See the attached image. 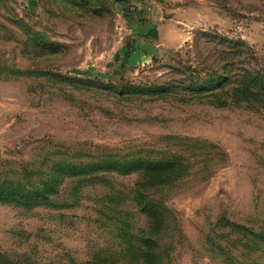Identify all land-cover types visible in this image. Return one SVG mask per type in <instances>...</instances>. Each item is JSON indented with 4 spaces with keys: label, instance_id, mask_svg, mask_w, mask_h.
<instances>
[{
    "label": "rangeland",
    "instance_id": "obj_1",
    "mask_svg": "<svg viewBox=\"0 0 264 264\" xmlns=\"http://www.w3.org/2000/svg\"><path fill=\"white\" fill-rule=\"evenodd\" d=\"M146 1L0 0V181L42 183L58 162L98 154H183L192 174L149 192L169 213L158 264H264V110L107 86L264 76V0L166 1L159 10L175 21L148 47L132 31ZM134 44L152 51L149 63L134 64ZM100 175L113 189L82 184L78 198L65 180L54 198L67 208L0 203V252L31 264H80L99 251L132 259L122 249L149 222L131 199L139 176Z\"/></svg>",
    "mask_w": 264,
    "mask_h": 264
},
{
    "label": "trees",
    "instance_id": "obj_2",
    "mask_svg": "<svg viewBox=\"0 0 264 264\" xmlns=\"http://www.w3.org/2000/svg\"><path fill=\"white\" fill-rule=\"evenodd\" d=\"M87 79L98 82L97 84L104 81L100 78ZM107 86L108 89L110 88L120 95H169L172 92L177 94L180 90L202 95L203 98L209 99V103L217 107L235 105L264 110V76L261 73L252 76L245 72L242 76H231L225 72L222 76L213 75L209 78L201 76H197V78L191 77L188 84H184V86L178 83L152 86H141L131 83L115 85L109 83ZM252 95H255V97ZM224 97L226 99L222 100ZM152 154L155 153L149 150H141L136 156H131L132 158L118 157L113 154H98L92 156L91 159L94 160L90 161L58 162L55 168L42 173L45 178L42 183L38 184H36L37 182L27 183L23 179H20L21 181L2 180L0 181V203L21 205L26 209L41 206L53 209L67 208L72 204H61L54 198V196L60 195L59 186L65 180L73 179L74 185L71 193L75 198H78L77 193L85 184L90 186L105 185L113 189L111 183L103 175H100L102 173L138 174V182L131 199L149 222L147 229L142 230L144 233L140 234V236L139 234L137 235L134 243L129 242L126 247H123V253L127 254L129 252L132 254V259H130L131 257L126 259L125 264H158L157 241H159V234L162 235V228H165L167 224L169 225V213L162 196L157 194L158 191L153 195L149 194L150 189L159 186L178 185L192 174L193 163L186 159L183 154H165L166 156L159 158H153ZM107 199L110 204H115L119 200L116 195L108 196ZM237 227L243 228L240 224ZM261 236H264V231ZM0 261L2 264H31L26 261L13 259L2 252H0ZM118 263L120 264L122 261L116 259L115 256L107 258L99 251L89 260L80 264Z\"/></svg>",
    "mask_w": 264,
    "mask_h": 264
},
{
    "label": "crops",
    "instance_id": "obj_3",
    "mask_svg": "<svg viewBox=\"0 0 264 264\" xmlns=\"http://www.w3.org/2000/svg\"><path fill=\"white\" fill-rule=\"evenodd\" d=\"M166 1L169 0H152V2L146 1L144 3L145 21L138 20L134 23L135 25H133L134 28H132V31L134 32L136 39L140 38L141 40H143V42H145L144 44L147 45V47L151 43L155 45V42H158V39L160 38V35H162V32H165L164 29L167 28L166 25L172 26V22L175 21L174 17H168L170 15L162 14L159 10V7L165 5ZM162 17H165L167 21H160ZM159 24H161V26ZM141 44L143 43L141 42ZM131 47L133 48L131 49V53H133L131 54V56L134 58L136 57V61L134 62L135 65L144 66V63H149L152 60L153 54H149L152 52L149 51V49H140L137 47V44L131 45Z\"/></svg>",
    "mask_w": 264,
    "mask_h": 264
}]
</instances>
